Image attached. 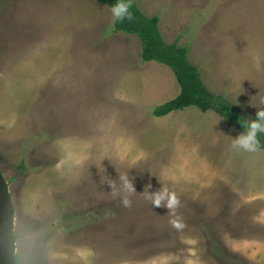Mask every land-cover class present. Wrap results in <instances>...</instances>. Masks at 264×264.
I'll return each instance as SVG.
<instances>
[{
  "label": "rangeland",
  "instance_id": "rangeland-1",
  "mask_svg": "<svg viewBox=\"0 0 264 264\" xmlns=\"http://www.w3.org/2000/svg\"><path fill=\"white\" fill-rule=\"evenodd\" d=\"M134 1L250 121L264 0ZM113 24L94 0H0V170L20 264H264V151L233 148L213 111L154 117L179 85ZM125 173L127 207L109 185ZM161 188L175 208L146 199Z\"/></svg>",
  "mask_w": 264,
  "mask_h": 264
},
{
  "label": "trees",
  "instance_id": "trees-1",
  "mask_svg": "<svg viewBox=\"0 0 264 264\" xmlns=\"http://www.w3.org/2000/svg\"><path fill=\"white\" fill-rule=\"evenodd\" d=\"M94 1L109 9L118 2V0ZM127 2L131 5L129 11L132 18L114 21V32L135 36L140 42L142 61L156 62L168 67L180 88L178 96L156 107L152 111V115L156 118H163L173 112L194 107L202 113L215 112L238 134L245 131L244 125L248 120L225 96L214 94L207 89L197 66L189 59V47L187 45L179 46L176 42L166 43L160 32L159 17L144 14L134 0H127ZM258 110H264V105ZM258 110L253 114L250 121L257 118ZM257 138L260 144L258 150L264 151V133H259ZM16 262L20 264L17 255Z\"/></svg>",
  "mask_w": 264,
  "mask_h": 264
},
{
  "label": "clouds",
  "instance_id": "clouds-1",
  "mask_svg": "<svg viewBox=\"0 0 264 264\" xmlns=\"http://www.w3.org/2000/svg\"><path fill=\"white\" fill-rule=\"evenodd\" d=\"M130 6L131 5L129 2H127V0H118L115 5H112L110 11L114 21H122L125 18L131 19L132 15L129 11ZM259 103L264 105V97L259 99ZM244 127L246 130L238 135L237 138L233 139L232 147L236 149H242L247 152H255L260 147L259 140L257 138L258 134L264 133V110H258L257 118L252 121H247ZM119 181V189H115L113 188L112 184H109L112 187L111 194L113 197L119 196L123 205L127 207L130 205V200L127 198V195L135 192V189L126 173L119 175ZM144 195L146 199L150 200L155 207H161L163 203L165 208L173 209L178 204V200L176 199L175 195L173 193H169L163 188L152 194H149L147 191L144 193Z\"/></svg>",
  "mask_w": 264,
  "mask_h": 264
},
{
  "label": "water",
  "instance_id": "water-1",
  "mask_svg": "<svg viewBox=\"0 0 264 264\" xmlns=\"http://www.w3.org/2000/svg\"><path fill=\"white\" fill-rule=\"evenodd\" d=\"M14 219L9 187L0 170V264H17Z\"/></svg>",
  "mask_w": 264,
  "mask_h": 264
}]
</instances>
